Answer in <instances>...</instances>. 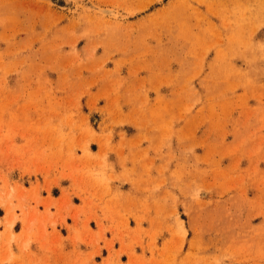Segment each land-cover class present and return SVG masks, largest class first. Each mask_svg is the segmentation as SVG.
I'll return each instance as SVG.
<instances>
[{
    "label": "rangeland",
    "instance_id": "1",
    "mask_svg": "<svg viewBox=\"0 0 264 264\" xmlns=\"http://www.w3.org/2000/svg\"><path fill=\"white\" fill-rule=\"evenodd\" d=\"M0 264H264V0H0Z\"/></svg>",
    "mask_w": 264,
    "mask_h": 264
},
{
    "label": "crops",
    "instance_id": "2",
    "mask_svg": "<svg viewBox=\"0 0 264 264\" xmlns=\"http://www.w3.org/2000/svg\"><path fill=\"white\" fill-rule=\"evenodd\" d=\"M71 235V233H68V231H67V240H68V242H71L72 244H73V241L70 239V236ZM62 241V240H61ZM19 242H22V239L19 241ZM21 244V243H20ZM74 245V248H72L75 252H77V253H79L80 251H78L77 250V248H76V245L75 244H73ZM17 249H18V254L19 255H22V257H23V252L21 251V249H20V247L19 246H17L16 247ZM61 252V256H64L65 255V252L66 251H60ZM66 256V255H65ZM106 257H107V255H106ZM106 257H104V258H106ZM24 258V257H23ZM104 258L103 259H101V262L104 260Z\"/></svg>",
    "mask_w": 264,
    "mask_h": 264
}]
</instances>
